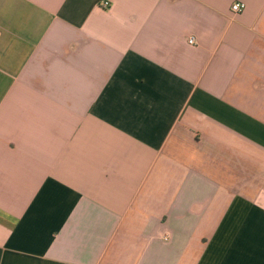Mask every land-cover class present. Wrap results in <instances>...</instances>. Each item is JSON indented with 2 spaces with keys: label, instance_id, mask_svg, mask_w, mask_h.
Segmentation results:
<instances>
[{
  "label": "crops",
  "instance_id": "0c3cea01",
  "mask_svg": "<svg viewBox=\"0 0 264 264\" xmlns=\"http://www.w3.org/2000/svg\"><path fill=\"white\" fill-rule=\"evenodd\" d=\"M0 264H264V0H0Z\"/></svg>",
  "mask_w": 264,
  "mask_h": 264
},
{
  "label": "built area",
  "instance_id": "2783aa9c",
  "mask_svg": "<svg viewBox=\"0 0 264 264\" xmlns=\"http://www.w3.org/2000/svg\"><path fill=\"white\" fill-rule=\"evenodd\" d=\"M104 7L105 8H109L110 7V4L106 1V2H104ZM245 8H246L245 4L235 3L232 6V11L235 14H240V13H242L245 10ZM189 44L194 45L195 44V39L194 38H190L189 39Z\"/></svg>",
  "mask_w": 264,
  "mask_h": 264
}]
</instances>
